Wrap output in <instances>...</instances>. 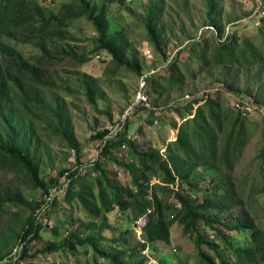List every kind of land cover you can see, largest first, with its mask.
Wrapping results in <instances>:
<instances>
[{"label": "trees", "instance_id": "16d2710c", "mask_svg": "<svg viewBox=\"0 0 264 264\" xmlns=\"http://www.w3.org/2000/svg\"><path fill=\"white\" fill-rule=\"evenodd\" d=\"M204 1L207 28L167 61V74L146 78L150 99L151 94L181 86L188 75L212 67L257 68L264 73V0H259L260 14L251 18L256 25L247 34L239 32L248 26L238 27V23L226 31L217 16L216 0ZM107 2L61 0L54 10L41 0H0V169H18L27 185L41 190L39 200L0 195V211L7 204L30 210L15 234L20 250L13 255L11 248L0 249V264L264 263V226L244 199L246 181L241 187L234 177L250 139L248 115L226 105L219 93L206 92L170 108L179 119L170 121L172 138L159 147L139 146L126 120L115 135L106 137L105 130L94 136L102 142L98 158L88 166L78 161L73 169L60 170L48 181L40 176L37 123L53 124L72 145L68 111L55 94L49 66L62 57L82 64L105 51L115 70L142 72L124 29L111 26ZM161 13V6L147 7L144 26L148 40L167 60L157 29ZM82 17L95 32L94 48L87 54L64 47L72 40L70 26ZM18 43L33 44L40 55L28 60ZM83 79L87 97L94 103L92 81ZM145 111L150 117L156 114L155 109ZM116 149L126 155L116 157ZM257 155L264 164V140ZM108 162L118 168L108 170ZM120 170L127 173L129 183L118 179ZM260 171L261 183L252 181L249 194L257 185V193L264 194V167ZM60 201L68 208L61 207ZM113 211L127 219V226L118 233L111 230ZM175 223L194 243L196 260L172 263L160 256L147 263L141 252L145 254L156 241L169 243ZM46 227L53 240L33 248ZM202 228L210 234H203ZM137 231L146 241L130 242ZM80 254L85 260L78 258Z\"/></svg>", "mask_w": 264, "mask_h": 264}, {"label": "rangeland", "instance_id": "374dc122", "mask_svg": "<svg viewBox=\"0 0 264 264\" xmlns=\"http://www.w3.org/2000/svg\"><path fill=\"white\" fill-rule=\"evenodd\" d=\"M60 1L41 0V3L57 10ZM216 2L217 16L226 31L237 23L238 27L248 26L239 33L247 34L253 30L252 27L256 23L252 22L251 18L260 14L259 0H216ZM150 5L162 8L157 29L167 60L155 49L147 37L144 18L146 9ZM107 8L111 26L124 29L131 47L136 52V60L142 72L138 75L126 68L115 70L111 63V56L105 51L93 54L91 60L82 64L68 57H62L49 66L53 74L51 77L55 94L64 102L68 111L72 145L56 132L53 124L37 123L39 141L36 156L40 176L45 181L55 177L60 170L73 169L78 161L86 166L95 161L98 158L102 140L94 136L105 130L108 132L106 137L114 132L116 125L134 101L141 78L154 79L159 75L158 73L167 74L165 71L167 61L171 60L193 39H197L200 33L207 28L204 0H108ZM69 35L72 40H68L69 44H64L65 48H71L77 54L92 52L95 32L86 18L75 20L69 28ZM17 48L30 61L40 55L38 47L30 43H18ZM185 56L186 53H183L182 57ZM83 77L92 81L94 103H91L87 97L82 84ZM149 88L150 85L148 90ZM206 92L219 93L224 103L231 107L235 102L232 96L242 100L245 105L252 104V108H248L249 114L246 120L250 139L242 159L235 167L234 177L241 187L242 182L246 181L244 199L248 201L253 217L264 226V194L257 193L260 185H257V189L254 188L249 194L252 181L261 183L260 168L264 167L257 155L264 140V73L259 74L257 68L239 70L230 67H212L197 72L193 77L188 75L183 85L168 87L158 96L156 93L151 94L153 106L148 111L155 109L158 117L157 124H153L154 115L150 117L144 108L136 107L127 117V129L139 146L159 147L165 139L172 138L173 130H171L170 121L179 119L177 115L170 113V108L179 103H185L191 98L200 97ZM245 108L246 106L243 109ZM164 112H168L169 116L163 117ZM113 154L122 158L126 152L116 149ZM107 168L113 171L118 166L113 162H108ZM118 179L124 183L130 181L127 173L121 170ZM207 183L208 181L204 182L202 186ZM49 185L52 187L51 184ZM15 194H20L26 201L41 198V190L27 185L24 175L18 169H0V195ZM59 204L64 209L68 208L61 201ZM29 214L30 210L23 205L7 204L5 210L0 211V249L2 251L11 248L12 254L15 255L20 250L14 238ZM109 221L112 226L111 230L116 233L123 231L127 226V219L123 215H118L117 211L109 215ZM81 230L86 232L84 226ZM201 230L205 235L210 234L208 229L202 228ZM106 232L105 230L104 233ZM41 234L42 238L33 243V248H38L53 240L49 234V227H46ZM129 240L132 243L146 241L139 231L133 233ZM90 253L91 251L88 253L89 256ZM141 253L147 258V263L152 260L156 261L160 256L172 263L178 259H188L192 262L196 260L197 255L194 243L177 223L171 228L169 243L156 241L145 254ZM78 258L85 260V256L81 254ZM99 261L102 262V259Z\"/></svg>", "mask_w": 264, "mask_h": 264}, {"label": "built area", "instance_id": "2783aa9c", "mask_svg": "<svg viewBox=\"0 0 264 264\" xmlns=\"http://www.w3.org/2000/svg\"><path fill=\"white\" fill-rule=\"evenodd\" d=\"M232 99L235 100V102L233 104V106L235 108L240 109L243 115L249 114L247 111H248V108L252 106V104L251 105L250 104L245 105V103L242 100H240L234 96H232ZM139 106L146 109V110L152 109V106H153L151 104L150 96L147 92L146 78H144V77H142L140 82H139L138 88H137L135 96H134V101L131 103V105L127 109L126 113L122 116L120 122L116 125V129L114 130V132H112V134L110 133L109 135H115L124 126V123L127 120L128 115L133 111V109H135L136 107H139ZM245 106H246V108L243 109ZM157 122H158V117L156 114H154L153 124H157ZM122 148H124V145H122Z\"/></svg>", "mask_w": 264, "mask_h": 264}]
</instances>
